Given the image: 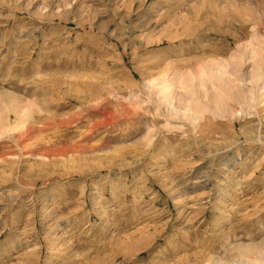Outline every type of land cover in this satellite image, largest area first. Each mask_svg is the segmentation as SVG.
<instances>
[{
	"label": "rangeland",
	"instance_id": "obj_1",
	"mask_svg": "<svg viewBox=\"0 0 264 264\" xmlns=\"http://www.w3.org/2000/svg\"><path fill=\"white\" fill-rule=\"evenodd\" d=\"M0 264H264V0H0Z\"/></svg>",
	"mask_w": 264,
	"mask_h": 264
}]
</instances>
